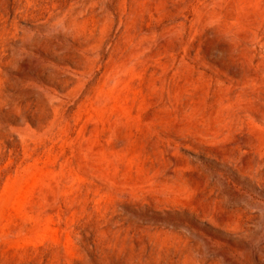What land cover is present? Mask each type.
Returning <instances> with one entry per match:
<instances>
[{"label":"rangeland","instance_id":"obj_1","mask_svg":"<svg viewBox=\"0 0 264 264\" xmlns=\"http://www.w3.org/2000/svg\"><path fill=\"white\" fill-rule=\"evenodd\" d=\"M0 264H264V0H0Z\"/></svg>","mask_w":264,"mask_h":264}]
</instances>
